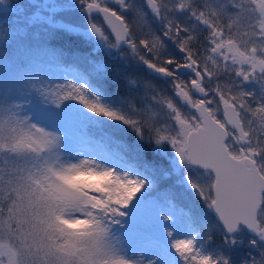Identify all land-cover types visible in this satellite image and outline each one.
<instances>
[{"label":"snow or ice","instance_id":"1","mask_svg":"<svg viewBox=\"0 0 264 264\" xmlns=\"http://www.w3.org/2000/svg\"><path fill=\"white\" fill-rule=\"evenodd\" d=\"M0 264H264V0H0Z\"/></svg>","mask_w":264,"mask_h":264}]
</instances>
